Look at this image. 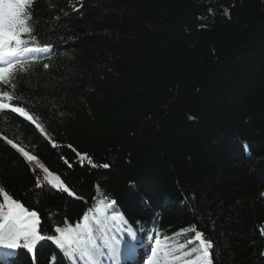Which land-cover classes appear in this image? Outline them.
<instances>
[{
  "label": "trees",
  "instance_id": "1",
  "mask_svg": "<svg viewBox=\"0 0 264 264\" xmlns=\"http://www.w3.org/2000/svg\"><path fill=\"white\" fill-rule=\"evenodd\" d=\"M29 7L30 46L51 45V56L29 61L24 72L17 65L16 86L0 91L37 116L47 137L0 110V186L38 212L45 235L48 225L74 227L93 215L94 198L106 194L116 201L109 215L159 233L166 246L192 237L195 224L214 242L212 264H264V0H34ZM5 137L80 198L54 189L38 198L43 171ZM84 154L110 167L86 159L81 166ZM35 258L70 264L48 240L37 243ZM0 261L33 264V254L0 249Z\"/></svg>",
  "mask_w": 264,
  "mask_h": 264
},
{
  "label": "snow or ice",
  "instance_id": "2",
  "mask_svg": "<svg viewBox=\"0 0 264 264\" xmlns=\"http://www.w3.org/2000/svg\"><path fill=\"white\" fill-rule=\"evenodd\" d=\"M33 3L34 0H0V84H13L15 87L17 65H21L20 72H24L27 68L23 65L29 61L51 56V45L30 46L36 43L35 25L32 23L33 10L29 7ZM76 11L79 9L77 8ZM43 67L48 69L49 64L45 63ZM15 98L20 99L18 96ZM13 100L14 94L0 91V110H10L11 113L18 114L35 125V128L47 137L45 128L37 116L30 113L22 104H13ZM5 139L29 165L35 161L42 169L43 177L37 174L35 181V188L40 190L38 198L53 189L67 193L70 197L80 198L60 175L41 164L36 155L31 154L12 139L7 137ZM85 159L91 167L105 169L110 167L108 163L96 164L87 154L80 155L81 166ZM95 199H98V203L94 208L89 207V212L93 215L84 214L82 222L76 223L74 227L70 223L63 227L48 225L52 234L45 235L38 212L30 211L5 187L0 186V249L6 250L5 255L8 257L18 249H26L33 254V264H36L35 247L38 242L45 240L52 241L63 250L70 264H115L122 254L134 255L137 247L142 246V241L137 235L138 230L131 226L122 214L109 215V209L116 211L113 208L116 205L115 200H109L106 194L104 198ZM189 227L193 233L192 237L176 246L171 244L166 246L167 250L163 255L164 264H168L169 260H179L183 264H212L214 242L207 238L203 231L197 230L195 224ZM148 240H154L155 246L151 248V257L147 264H161L159 233L155 237L149 235ZM0 264H3V261H0Z\"/></svg>",
  "mask_w": 264,
  "mask_h": 264
},
{
  "label": "rangeland",
  "instance_id": "3",
  "mask_svg": "<svg viewBox=\"0 0 264 264\" xmlns=\"http://www.w3.org/2000/svg\"><path fill=\"white\" fill-rule=\"evenodd\" d=\"M31 165H35L36 167H38V165L36 164V162L35 161H33L32 163H31ZM39 168V167H38ZM42 170V169H41ZM44 174V173H43ZM138 237L141 239V241H142V246L143 247H147L148 248V250L150 249V248H152V247H154L155 246V242H154V240L153 241H149L146 237H144V232L143 231H141V230H139L138 231ZM140 234H141V236H140ZM153 236L155 237L156 236V233H154L153 234ZM127 238V237H126ZM159 239H160V241H161V244H160V255H161V257H162V259H161V264H164V260H163V255H164V252L166 251V243H165V240L164 239H161L160 237H159ZM139 247V246H138ZM138 255V254H137ZM144 255H145V253H143V252H141L138 256V260H137V262L135 263V264H142L141 262L143 261V259L142 258H144ZM141 261V262H140Z\"/></svg>",
  "mask_w": 264,
  "mask_h": 264
},
{
  "label": "bare ground",
  "instance_id": "4",
  "mask_svg": "<svg viewBox=\"0 0 264 264\" xmlns=\"http://www.w3.org/2000/svg\"><path fill=\"white\" fill-rule=\"evenodd\" d=\"M147 251H148V253H145L144 258H142L143 261L142 262L140 261L142 264H147L148 259L151 257V248L149 250H147ZM126 256L127 255H123L122 254L117 261H120L121 259H123ZM131 256H133V255H131Z\"/></svg>",
  "mask_w": 264,
  "mask_h": 264
},
{
  "label": "water",
  "instance_id": "5",
  "mask_svg": "<svg viewBox=\"0 0 264 264\" xmlns=\"http://www.w3.org/2000/svg\"><path fill=\"white\" fill-rule=\"evenodd\" d=\"M31 211V210H30Z\"/></svg>",
  "mask_w": 264,
  "mask_h": 264
}]
</instances>
